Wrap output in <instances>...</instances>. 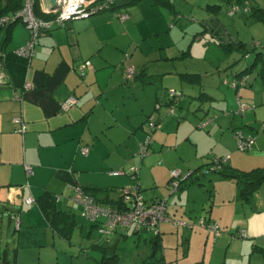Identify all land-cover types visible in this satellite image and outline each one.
<instances>
[{
    "label": "crops",
    "instance_id": "crops-1",
    "mask_svg": "<svg viewBox=\"0 0 264 264\" xmlns=\"http://www.w3.org/2000/svg\"><path fill=\"white\" fill-rule=\"evenodd\" d=\"M52 3V0H38L39 11L47 16L46 20L52 19V15L48 14ZM172 4L173 10L154 0H141L133 7L121 6L116 9L118 13L129 16L124 22L115 16V10H111L54 26L38 39L30 59L13 53L29 40V32L21 22L15 23L9 30H0V52L3 54L6 75L5 83L0 85V209L10 217L14 215L20 219L19 228H15L18 234L5 249L6 263L0 264H143L152 255L147 239H143L145 246L143 250L140 249L139 242L144 232L138 233L134 228H128L104 235L96 226L83 220L80 216L81 206L72 200V188L79 186L91 192L95 189L99 199L118 202L119 189L132 184L129 170L138 165L136 154L147 138L145 122L150 120L157 125L151 133L149 152L150 149L154 152L159 148L160 156L165 145L171 146V142L166 140L168 130H172L177 137L179 134L183 136L182 141L170 147L176 153L185 140L198 146L200 132L195 129L194 121L187 125V122H183L187 118L185 112L177 111L166 102V86L179 81L177 86L180 90L186 87L182 84L197 86L182 81L181 75L190 74L188 72H177L180 79L172 84L166 78L170 68L166 66L167 57H163L162 48L166 43L162 37L166 35L167 25L168 33H172L174 28L170 20L178 16L174 2ZM250 4L264 9V0H250ZM212 5L221 6L218 13L209 8ZM198 6L205 11L206 20L202 17L201 21L191 23L197 24V32L201 30L203 36L210 34L220 39L227 52H239L240 45H244V49L250 51L251 57L247 58L251 62L249 67L254 64L257 54L258 61L249 73L259 68L258 75L264 84V23L254 21L244 12L236 14L239 21L234 22L236 15H222L224 9L226 13L229 10L223 4L208 3L204 9ZM239 15L247 18L243 21L244 28L239 24ZM248 24L262 27L257 28L256 38L253 36L250 41L240 31L246 29ZM200 33H195L193 39L200 40L202 37L197 35ZM145 43L148 46H143ZM252 43H258L260 47L252 50ZM189 53L190 45L180 55L182 57ZM86 61L90 65L80 75L77 66ZM152 66L157 70L161 68V73L151 71ZM128 67H132L136 73L130 82L124 77ZM191 74L202 78L199 73ZM160 75L162 77L155 78ZM250 79L249 76L243 88L254 85L248 82ZM197 87L201 88L202 85ZM240 91L237 94L235 91L236 104L241 99ZM71 96L79 98L80 103L63 112L60 104ZM210 97L212 101L214 98ZM195 99L199 101L197 97ZM172 102L178 104L179 100ZM157 103L161 104L158 111ZM253 109L250 107L248 111ZM166 113L173 119L169 121ZM17 117H21L25 125L23 132H19L21 126L14 123ZM210 121L213 123L212 119ZM159 123H165L166 127H160ZM198 124L197 129H205L201 128L202 123ZM170 126H175V129H169ZM83 150L88 151L83 153ZM232 155H227L228 166L245 171L232 161ZM260 155L263 152H254L247 158L254 161ZM147 156H150L146 159L150 162L155 158V154L151 156L148 153ZM181 156L187 158L183 154ZM144 158L142 162L146 161H143ZM25 165L33 169L29 177H26ZM177 166L184 174L188 165L181 162ZM155 167H151L154 173L157 170ZM114 171L121 174L112 175ZM192 180L182 189L170 193L169 197L177 196L176 199L172 197L166 200L169 220L159 227L163 245V261L160 264H204L206 257L209 260L207 264H264V184L253 194L250 202L245 203L240 198L237 185L224 184L225 193L220 195L216 189L213 194L207 190V186H200L196 174ZM139 186L141 189L140 183ZM47 192L56 196L55 209L62 214L55 217L54 226L36 203ZM156 194L150 195L153 197L151 199H147L143 193L142 196L146 203L163 200L157 198ZM29 196L35 200L32 206L24 203ZM207 203L210 206L205 209ZM198 219L216 223L226 234L215 238L212 233L196 226ZM176 222L194 226L181 227ZM78 227L81 241L74 243L73 234ZM128 230H133L137 243L133 247L134 259L124 262L118 254L120 245L117 244L121 241L119 236L128 238ZM234 230L235 234L244 231L247 238H232V235L230 238ZM93 233H98L99 239L100 235L109 236L107 243H117L114 247L111 244L101 245L99 239L92 237ZM195 244L199 245L197 247L202 252V258L192 256ZM98 252L103 253L101 258ZM108 253L111 254L107 256ZM114 255L117 256L116 260H105Z\"/></svg>",
    "mask_w": 264,
    "mask_h": 264
},
{
    "label": "rangeland",
    "instance_id": "rangeland-1",
    "mask_svg": "<svg viewBox=\"0 0 264 264\" xmlns=\"http://www.w3.org/2000/svg\"><path fill=\"white\" fill-rule=\"evenodd\" d=\"M172 2H174L176 6L178 16H174L170 20V24L173 25L174 28L172 33H168L169 29L167 28H169V26L167 25L166 35L162 37V40L164 43H166L165 48H162V53L165 55L163 57H167L166 66L167 68H170V74L166 75V78L172 84L173 82H177L180 79V77L178 79L176 75L177 72H188L190 74L199 73L202 75V87L199 88L197 86H188L186 84H182L184 87H186L184 90H180L179 86H177L180 81L175 85H171L170 87L166 86V102L168 97H170V92H173L177 95L179 103H172V106H174L177 111L183 110L185 112L187 118L183 120V122H187V125L192 124L191 121H194L195 129L200 132L199 144L196 147L191 145L189 140H185L183 144L180 145L178 153H176V150H174V148L171 149L170 147L175 145L178 141H182L183 136H180L181 134H179L177 137L175 133L172 132V130H168V132H166V140L171 142V146L170 144H167V146L165 145L163 147V151L160 153V156L158 153L160 150L159 148H156L154 152L152 149H150L149 154L151 153V156L155 154V158L151 160V162L146 160L150 156H144L145 158L143 161L146 160L145 162H142V157H138L137 167L140 168L138 181L142 187V193L147 199L153 198L150 197V195H153L154 192H157V198H163V200L166 201L174 197V200L177 198V196L169 197L172 190L171 188H168L167 182L170 178V172L172 170H179L181 172L177 164L183 162L188 165L187 169L189 170H184L185 172L184 174H181V178H184L190 172L196 171V176L199 177V181L201 183L200 186H207V190L209 192L211 191L213 194H215L216 189L219 191L220 195H223L226 190L224 184L229 183L233 184L234 186H236V184L234 180L224 179L216 172H207L209 169H211V165H209V163H212L214 159L220 158L224 160L234 154L232 155V161L236 163V165H241L240 167H243L241 169L245 171L264 166V160L262 157L264 156V84L258 75L259 68L255 69V71L249 73L246 76L247 80L249 76L251 77L248 82H253L254 85L252 87H245L241 89L242 91L239 92V95L241 96L242 103H245L250 107H254V109L248 111L244 115L239 113L237 111L236 95L234 89L230 86H227L226 84H223V82L226 80L231 82L236 72L244 70L251 65L250 60L247 58H242L240 52H227L224 48L225 45H221L220 39L213 38L210 34L203 36V33H200L201 30L197 32V24L192 25L193 21H201L200 18L202 17H204V20H206L205 11H201L198 5H201L202 9H204L208 3L223 4V6H227L225 5V1L172 0ZM222 13L223 16H227L226 9H224V12ZM239 16L241 17V23L239 24L241 27H243V21L247 18H244L245 16L243 15ZM233 19L234 22L239 21L237 15L233 17ZM233 19L230 18V20ZM249 24L246 29H241L240 31L241 34L247 35L250 41L253 36L256 38L255 34H258L257 28L262 27L259 24L250 26ZM195 33H200L197 35L198 37L202 38L200 40H194L192 36ZM189 45V55H182L181 57L180 54L187 50ZM143 46H148V44L145 43ZM150 69L151 71H159L158 73H161V68L157 70L155 66H152ZM160 77L162 76H156L155 78ZM201 91L212 96L214 99L203 104L200 103L195 99V97H198ZM172 100H175V97L172 98ZM169 105H171V103H169ZM163 108L166 109L165 107ZM154 113L157 114L158 112ZM166 118H168L169 121L173 119L168 114ZM210 119L213 120V123L210 124L211 126L209 125L206 129H197L198 123L200 124ZM159 124L158 125L160 127H166L165 123ZM169 129L174 130L175 126L174 128L173 126H170ZM235 131L243 133L246 135V137L252 136L255 138L253 145H251V148L245 153H240V151L237 150V142L234 135ZM180 133L184 132L180 131ZM255 142H257V146L255 145ZM223 151H225V153ZM254 152L258 154L263 152V155H260L259 158L254 161L250 157L247 158V155H250ZM181 154L187 158H183ZM153 166H156L155 168L158 170H156L155 173L153 170H151V167ZM168 170H170V172ZM187 171L189 172L186 173ZM153 173L155 174L154 177ZM209 206L210 204L207 203L205 209H208ZM200 213L202 214L203 210H201ZM199 220L200 219L197 221ZM15 228V221H10V216L8 213L0 209V250L7 249V245L9 243L11 244V239L17 236L18 233L15 232ZM93 232H95V230H93ZM223 234H226V232L224 231ZM232 234H235V230L231 232L230 238ZM97 235L99 234L93 233L92 237L99 239ZM141 235L142 239L139 242V246L140 249L143 250L142 247L145 246L143 239L149 240L153 237V235L151 232H144ZM126 236L128 237L127 239L119 236L121 241L118 242L117 246L120 245L118 249L119 256L124 260V262H129L130 260L134 259L133 251L137 243V238L133 235V230H128L126 232ZM108 237L109 236L100 235L99 243L101 245L111 244L112 247H114L117 242L114 244L109 242L107 243L106 239ZM73 241L74 243H79L81 241L79 227L74 231ZM84 242L88 241L85 240ZM89 243L92 244V240H90ZM197 246L199 245H194L192 256L202 258V252H200V249ZM195 247H197V249H195ZM173 248L175 249L177 247L173 246ZM98 253L99 258H101L103 253ZM92 254H94V252ZM110 254L111 253H108L107 256ZM208 261V257H206L204 264H207Z\"/></svg>",
    "mask_w": 264,
    "mask_h": 264
},
{
    "label": "built area",
    "instance_id": "built-area-1",
    "mask_svg": "<svg viewBox=\"0 0 264 264\" xmlns=\"http://www.w3.org/2000/svg\"><path fill=\"white\" fill-rule=\"evenodd\" d=\"M52 6L48 11V14L52 15V19L45 20L37 17L34 13V2L33 0H23V7L12 16L0 17V30L9 26V24L15 21H21L29 32V40L25 46L15 50L13 53L17 56L25 57L30 59L34 55L35 44L40 34L49 32L54 26H62L66 22L85 19L97 12H101L107 9L108 6L112 5L115 0H52ZM115 5V4H114ZM117 9V8H116ZM116 9H113L116 11ZM118 11V10H117ZM116 11L115 16L122 22L126 21L129 16L125 13H118ZM237 11L233 8L229 13L232 16ZM2 53H0V85L5 83V72L4 63L2 59ZM89 61L79 64L78 70L82 75L84 69L89 66ZM134 69L128 67L125 72V80L127 82L133 81ZM243 84V82H241ZM169 96L177 101V95L173 92L169 93ZM173 100V101H175ZM80 103V99L71 96L60 104V108L63 112H67L69 109L75 107ZM250 109L246 104L238 101V112L245 113ZM210 121L201 124V128H205ZM14 123L21 126L18 130L23 132L25 125L21 117L14 119ZM148 128V135L146 140L140 144L139 150L136 154L137 157L144 158L149 153V148L152 143L150 133L155 129V125L151 122L146 125ZM264 129V125H263ZM237 139V150L245 151L250 148L253 141L251 136H243L241 133L236 134ZM88 150H83V153H87ZM222 162L227 161V158L221 160ZM220 166H215L217 169ZM26 177L33 174L31 166H24ZM121 174L119 171L112 172V175ZM129 178L132 181L131 186L119 189V201H121V208L111 206H101L95 203L94 199L90 197L84 190L75 186L72 188L73 196L72 200L81 206L82 211L80 216L82 219L98 224L100 226L98 230L101 234H109L116 230H125L128 228H134L137 232L150 231L153 234L159 233L160 224L169 220L167 216V203L164 200L155 201L152 203H146L144 200L141 189L139 186V168L133 166L129 170ZM181 172L179 170H172L170 172L169 188L172 192H176L179 189L181 181ZM27 206L35 204V200L32 196L27 197L24 200ZM12 221H15L16 228H19L20 219L18 216L12 215L10 217ZM177 226L192 227L193 224L185 222H176ZM197 227L206 229L213 233L216 237L220 236L219 227L216 223L206 222L204 219H200L197 222ZM240 238H246L245 232L240 233Z\"/></svg>",
    "mask_w": 264,
    "mask_h": 264
},
{
    "label": "trees",
    "instance_id": "trees-1",
    "mask_svg": "<svg viewBox=\"0 0 264 264\" xmlns=\"http://www.w3.org/2000/svg\"><path fill=\"white\" fill-rule=\"evenodd\" d=\"M140 1L141 0H115V2L112 5L108 6L107 9H104L101 12H103V11H111V10L116 9L118 7H121V6L122 7H127V8L128 7H133V6L137 5ZM224 1H225V5H227L229 7V10L227 11V14H229L233 8H236L237 11L233 15H236L239 12L248 13L250 15V17L252 19H254V21L264 23V9L259 8L257 6H251L250 0H224ZM33 2H34V13H35V15L37 17L41 18L42 20L43 19L46 20L47 16L45 14H42L39 11L38 0H33ZM154 2L158 3L160 5H164L167 8L173 10V4H172V2L170 0H154ZM3 4H5V5H3ZM22 7H23V0H0V17L6 16V15H8L10 13L11 14L12 13H17ZM220 7L221 6H217V5L209 6V8L210 9H214V11L216 13L219 12ZM101 12H97L95 14H98V13H101ZM17 22H21V21H15V22L9 24V26L6 27V30H9ZM42 34H40L38 36L37 42H38V39L41 37ZM8 36L9 35H7V37ZM37 42H36V44H37ZM36 44H35V47H36ZM259 47H260V44H258V43L253 44L252 50H255L256 48H259ZM244 48H245L244 45H240V47L238 48V51L241 53L242 58H249L250 51H247ZM0 53H2V52H0ZM258 58L259 57L256 54L255 62H254V64L251 67L245 68L244 70L236 73L234 78H233V80L231 82H228L226 80V81L223 82V84H226L227 86L232 87L236 91V94H237L238 91L241 90L245 86L246 79H247L246 76L250 72V69H252L255 66L256 61H258ZM81 63H84V62H81ZM81 63H79V64H81ZM79 64L77 66V70H78ZM134 72H135V70H134ZM78 73H79V70H78ZM135 74H134V78H135ZM181 78H182V81H185L187 83H190V84H193V85H197V86L202 85V79H200V77H198L197 75L183 74V75H181ZM241 82H243V84H241ZM238 96L239 95H237V97ZM197 99L203 104L207 100L209 101L211 99V97L208 96L206 93H200V95L197 97ZM172 101H173L172 97H168L167 104H169V103L172 104L173 103ZM238 101L241 102V99L237 100V111H238ZM243 104H245V103H243ZM156 107H157L156 111H158L161 108V104L157 103ZM239 113H241V112H239ZM241 114H244V113H241ZM208 121H210V120H208ZM149 122L153 123L155 125V128H156L157 124L155 122H153L152 120H150ZM149 122H145V124L148 125ZM211 123H212V121L209 122V124L205 127V129ZM153 131L154 130H152L151 133ZM151 133H150V136H151ZM237 133H241V132H238V131L234 132L235 139H236V134ZM147 134H149V133H147ZM241 134H243V133H241ZM243 136H246V135L243 134ZM253 140H254V138H253ZM236 142H237V139H236ZM245 151H247V150H245ZM245 151H240V152H245ZM228 158H227V160H228ZM221 160L222 159H220V158H216V159H214L212 161V163H209V165H211V169H209L207 172L208 173L209 172H216L223 178L234 180L236 185L239 187V190H240L239 195H240L241 200L243 202H245V203H249L251 198H252V196H253V194L259 189V187L262 184H264V167H258V168H254V169H251V170H248V171L234 170V169H231L228 166V164H227L228 161L222 162ZM215 166H220V167L219 168L217 167V169H214ZM194 174H196V171L190 172L187 176L182 178L181 181H180L179 189H182L186 184H188L187 183L188 181L193 182L192 177H193ZM169 180H170V178H169ZM168 184H169V182H168ZM84 192L87 193L90 197H92L94 199L95 203H97V204H99L101 206H111V207H117V208H121L122 207L121 206V201L111 202V201H108L107 198H105L103 200L99 199L97 197L98 192L95 189L93 190V192H91V190H88V191L84 190ZM55 200H56V196H54L51 193L47 192V193L43 194L41 196V199L36 202L42 208V210L44 211L46 217L52 221V226H54V223H56V218L55 217L58 216V215H62L58 211H56V209H55ZM80 214H81V212H80ZM10 221H11V219H10ZM91 224H93L97 228L100 226V222L98 224H95V223H91ZM199 229L204 230V231H206L208 233H211V232H209L206 229H202V228H199ZM118 231H120V230H116V231L111 232L109 234H112V233H115V232H118ZM143 232H145V231H143ZM219 232H220V236H221L223 232L221 231L220 227H219ZM241 232H243V231L241 230V231H238L236 234H232V236H233L232 238L246 239L247 236H246V238H240V233ZM138 233H142V232H138ZM104 235H108V234H104ZM152 235H153V237L151 239L147 240V242L149 243L150 247L152 248V255L149 256L146 260H144L143 264H160L161 261H163V256L161 254L162 248H163L161 237H160L159 233L158 234H152ZM220 236L216 237L214 235L215 238H218ZM116 259H117V256L114 255V256H112L110 258H107L105 260L109 261V260H116ZM2 260H3V263H6V250L4 252Z\"/></svg>",
    "mask_w": 264,
    "mask_h": 264
},
{
    "label": "water",
    "instance_id": "water-1",
    "mask_svg": "<svg viewBox=\"0 0 264 264\" xmlns=\"http://www.w3.org/2000/svg\"><path fill=\"white\" fill-rule=\"evenodd\" d=\"M5 249L0 250V263H3L2 257L4 255Z\"/></svg>",
    "mask_w": 264,
    "mask_h": 264
}]
</instances>
